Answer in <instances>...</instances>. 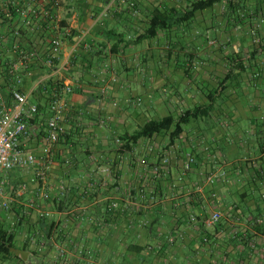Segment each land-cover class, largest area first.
I'll return each mask as SVG.
<instances>
[{
    "label": "crops",
    "instance_id": "obj_1",
    "mask_svg": "<svg viewBox=\"0 0 264 264\" xmlns=\"http://www.w3.org/2000/svg\"><path fill=\"white\" fill-rule=\"evenodd\" d=\"M50 1L21 15L13 8L26 9L29 0H0V63L6 69L16 63L8 51L13 42L36 47L42 57L18 86L29 105L42 108L31 121L27 149L41 155L54 101L65 128L49 156L48 185L29 183L32 172L21 169L0 176V190L3 181L11 188L0 195V222L8 229L20 221L11 256L0 253V264H264V26L257 17L248 16L243 31L245 71L237 62L224 71L211 53L200 64L183 59L187 34L180 37L187 48L172 45L178 29L189 28L197 39L199 29L218 35L226 15L217 5L190 25L138 40L157 10L183 11L190 0H56L54 7ZM247 2L264 12V0ZM56 35L62 49L52 72L42 62ZM3 65L0 94L8 99ZM227 74L212 112L183 126L174 142L170 131L126 139L149 119L204 105L205 92ZM197 78L201 86L190 82ZM187 154L194 157L190 170ZM167 155L170 164L156 173ZM41 211L50 217L41 218ZM215 212L220 221L206 223Z\"/></svg>",
    "mask_w": 264,
    "mask_h": 264
},
{
    "label": "built area",
    "instance_id": "obj_2",
    "mask_svg": "<svg viewBox=\"0 0 264 264\" xmlns=\"http://www.w3.org/2000/svg\"><path fill=\"white\" fill-rule=\"evenodd\" d=\"M30 6L28 8L14 7V11L21 15H28L33 12L32 6L39 0H29ZM51 7L57 4L56 0L50 1ZM45 9L46 19L53 21V12ZM10 13V12H9ZM15 36L21 35L19 30H12ZM62 49V40L59 35L52 37L50 41V48L46 51L43 65L49 68L52 72L55 69L56 63L60 58ZM9 53L16 60L15 64L8 65V68L0 63L5 68L8 75V99L0 94V176L6 177L17 169L32 172L29 183L36 184L42 182L43 185L49 184L48 171L51 160H49L50 153L54 144L58 143L60 137L64 135L65 128L61 124V117L59 115L58 102L54 101L50 105L49 113L46 115V130L42 138L41 155H36L27 149V144L33 139L34 133L30 128L31 121L39 116L42 110L37 104L28 103L29 94L22 91L18 86L24 80V77H32L34 71L32 64L41 60V53L36 47H25L18 42H13L8 47ZM2 56V53L0 54ZM67 92H71L70 86L66 88ZM141 101L138 100L137 104ZM120 140H118L119 142ZM153 151V149H150ZM194 158L191 154H187V161L184 164L185 170H190ZM170 164V157L167 155L161 159L159 163L154 166L155 172L160 173ZM208 183L213 184L215 177L212 175L206 178ZM2 189L0 195L5 190L10 189V185L2 182ZM25 189V186L23 187ZM44 199H49V194L43 195ZM4 209L9 210L8 203L3 202ZM40 217H50L49 211H41ZM222 217L221 212L213 213L206 223L214 224L219 222ZM18 220H14L11 226L14 227ZM61 253H64L63 249Z\"/></svg>",
    "mask_w": 264,
    "mask_h": 264
},
{
    "label": "trees",
    "instance_id": "obj_3",
    "mask_svg": "<svg viewBox=\"0 0 264 264\" xmlns=\"http://www.w3.org/2000/svg\"><path fill=\"white\" fill-rule=\"evenodd\" d=\"M247 1L248 0H190L189 4L183 11H180L177 8H165L164 10H157L156 14L153 15L149 20V27L146 31V34L139 36L138 40L143 38H156L161 31L169 33V31L171 32L173 28L180 27L181 25H190L195 19L197 13L214 9L216 5H223V12H225L226 19L228 18L227 23H231V25H235V27L239 22L246 23V19L248 16H250V18L253 17L254 20L255 17H257V20L259 21V24L257 23V26L262 27V25H264L262 24L264 22L263 17L258 16L259 14L264 16V12L262 13L263 6L258 3L252 10L249 7ZM252 12L256 15L254 16ZM257 44L258 46H260L261 41H258ZM184 58L188 61L199 64L201 63L199 61H194L195 56L193 57V55L190 53L184 54L183 59ZM228 58L231 59L232 62H237L236 67L241 72L245 71L244 61L246 60V58L245 54L242 53V50L236 51L235 49L231 56H229ZM231 71L233 72L234 69H232ZM229 79V74H227L223 80H220L218 82L216 88L205 92L208 102H206L204 105H198L193 107L192 109L186 110L182 115L178 117L174 115H168L160 119H149L139 128L137 132L126 139L132 141L150 139L154 135L164 134L170 131V142H174L176 138H178L179 135L183 132V126L201 117H207L209 113L212 112L217 97L222 95L223 92L227 89ZM38 106L42 110L41 106ZM9 190H11V188ZM41 218L48 219L49 217ZM19 225L20 221H17L14 227L9 226V228L6 229L4 224L0 222V253L8 254V257L11 256L17 236L16 229ZM142 249L143 248H140L138 249V251L140 252V250L142 251Z\"/></svg>",
    "mask_w": 264,
    "mask_h": 264
},
{
    "label": "rangeland",
    "instance_id": "obj_4",
    "mask_svg": "<svg viewBox=\"0 0 264 264\" xmlns=\"http://www.w3.org/2000/svg\"><path fill=\"white\" fill-rule=\"evenodd\" d=\"M223 11H224L223 5H217V13L219 12L220 14H222ZM244 12H245V10H244ZM258 17H262V16H258ZM225 21L226 22H222V25H220V29H219L220 31H219L218 35H216V33H214V31H213V32H211V34L209 36H207L208 34H206L204 30L199 29V33H200L199 39H197L195 37V35L194 36L191 35L190 30H188L189 28L186 31H181L179 29H178L179 31L178 30L176 31V28H173L172 31L173 32L176 31V34L179 36V38L173 40L172 45H174V46L176 45V47H177V42H179L178 46H184L185 48H187L186 47L187 43L180 39V37L183 34L184 35L187 34L188 37H184L183 39H185V38L188 39V40L186 39L185 41H187V42L189 41L188 49H189V53L192 54L193 57L195 56L194 61L204 62L203 61L204 55L211 53V54L215 55L216 60L222 64V67L226 66L228 63L232 62L231 59H229L228 57L231 56L234 49H236L237 47H241L242 53L245 54V46L247 45V43L245 44L246 36L244 35L243 31H244V29L247 28L249 21H248V23H240L239 22V23H237L238 25L236 27H235V25L234 26H228V24H229V23H227L228 18ZM263 21H264V17H263ZM216 23H218L217 20H216ZM258 24H259V21H258ZM262 24H264V22ZM263 26L264 25H262V27ZM201 36H203V37H201ZM260 36H261L260 33H258L257 40L260 38ZM203 41L205 42L204 45L202 46V49H204V51L203 50L202 51L201 50L196 51L195 46L197 44H202ZM223 68L224 69H220V70L226 71L225 67H223ZM190 82H193L199 86H201L199 83L202 84L201 80L198 78L194 79V80L190 79ZM214 87L209 88V91L214 89ZM203 89H204V87H203ZM206 102H208V100H206ZM226 109L229 110L228 107ZM11 207L12 206H10V208L8 210L9 212L12 211ZM9 212H8V215H9ZM62 249L63 248H60V251H62Z\"/></svg>",
    "mask_w": 264,
    "mask_h": 264
}]
</instances>
